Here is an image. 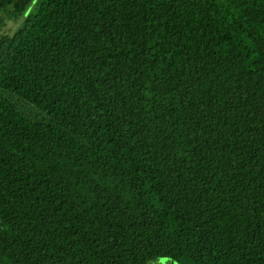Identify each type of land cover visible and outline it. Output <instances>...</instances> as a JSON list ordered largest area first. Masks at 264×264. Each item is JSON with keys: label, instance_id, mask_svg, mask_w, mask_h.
Listing matches in <instances>:
<instances>
[{"label": "trees", "instance_id": "obj_1", "mask_svg": "<svg viewBox=\"0 0 264 264\" xmlns=\"http://www.w3.org/2000/svg\"><path fill=\"white\" fill-rule=\"evenodd\" d=\"M162 258L264 264V0H0V264Z\"/></svg>", "mask_w": 264, "mask_h": 264}, {"label": "rangeland", "instance_id": "obj_2", "mask_svg": "<svg viewBox=\"0 0 264 264\" xmlns=\"http://www.w3.org/2000/svg\"><path fill=\"white\" fill-rule=\"evenodd\" d=\"M9 27H12V22L8 23V25L4 28V32H6ZM165 260L169 261V259H165ZM168 263H170V264H178V263L173 262V261H169Z\"/></svg>", "mask_w": 264, "mask_h": 264}, {"label": "water", "instance_id": "obj_3", "mask_svg": "<svg viewBox=\"0 0 264 264\" xmlns=\"http://www.w3.org/2000/svg\"><path fill=\"white\" fill-rule=\"evenodd\" d=\"M165 259H167V258H162V259H160V260L157 261V262H165V261H166V262H169V261H173V260H170V259H169V261H167V260H165ZM173 262H175V261H173Z\"/></svg>", "mask_w": 264, "mask_h": 264}]
</instances>
